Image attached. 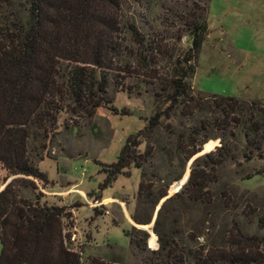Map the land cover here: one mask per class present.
<instances>
[{
    "label": "rangeland",
    "instance_id": "1",
    "mask_svg": "<svg viewBox=\"0 0 264 264\" xmlns=\"http://www.w3.org/2000/svg\"><path fill=\"white\" fill-rule=\"evenodd\" d=\"M119 2L121 60L130 61L128 52L150 54L151 77H108L110 104L62 115L57 135L30 155L47 184L24 185L21 197L62 208L64 244L80 264H229L231 252L253 258L248 264H264V127L256 137L249 131L245 136L237 125L215 124L220 117L209 108L192 116L189 109L168 112L146 130L148 119L168 106L160 98V80L171 77L189 47L188 26L195 21L206 29L185 81L191 96L199 102L203 96L230 97L264 110V0ZM23 3L8 0L4 10L24 16ZM127 22L150 43L147 50L130 42L122 25ZM255 117L263 122L260 113ZM258 140L262 158L252 146ZM127 143L126 164L107 184ZM190 144L200 151L186 160ZM190 172L208 180L198 193L201 201L185 196H198L183 189ZM5 175L0 169V180ZM131 216L148 222L138 225ZM162 243L173 244V252L160 250Z\"/></svg>",
    "mask_w": 264,
    "mask_h": 264
},
{
    "label": "trees",
    "instance_id": "2",
    "mask_svg": "<svg viewBox=\"0 0 264 264\" xmlns=\"http://www.w3.org/2000/svg\"><path fill=\"white\" fill-rule=\"evenodd\" d=\"M119 1L24 0V16H21L16 10L5 11L8 0H0V169L6 173L0 180V264H80L77 255L64 244L62 208L40 203L39 199L33 203L25 201L21 191L27 184L34 187L33 181L46 186V175L37 169L30 155L32 152L37 155L35 149L44 148V143L57 135L62 115L79 116L110 104L106 97L108 77L120 81L138 75L151 77L146 71L150 54L139 56L128 52L130 61L121 60L125 47L117 36ZM122 25L130 42L147 50L150 43L135 24ZM205 29L203 21L188 26L189 47L182 58L176 60L171 77L160 80L163 85L160 98L168 106L148 119L146 130L155 128L168 112L181 113L182 109H189L187 115L192 116L211 108L220 117L214 119L215 124L237 125L245 136L249 131L256 137L264 127L263 108L253 103L247 107L230 97L203 96L199 102L191 96L185 81L192 74L191 61L200 51ZM259 113L262 123L255 120ZM243 118L246 123L242 125L240 119ZM188 137L191 140V134ZM260 144L259 140L252 142L257 156L262 158ZM189 147L186 160L200 151V147L192 144ZM127 149L128 143L106 178L107 184L124 168L123 154ZM9 176L20 177L6 182ZM207 183L208 180L200 176L193 178L190 172L183 189L190 187L198 196L190 197L186 193V198L201 201L198 193L204 191ZM165 195L162 191L157 199ZM131 219L138 225L148 222L133 216ZM132 231L145 236L134 228ZM133 238L130 234V241ZM242 242L249 246L248 240ZM172 245L162 243L160 250H166L167 254L174 250ZM229 255V264L253 261L245 254L237 256L231 252ZM175 262L173 259L169 263ZM90 264L102 263L94 260Z\"/></svg>",
    "mask_w": 264,
    "mask_h": 264
},
{
    "label": "water",
    "instance_id": "3",
    "mask_svg": "<svg viewBox=\"0 0 264 264\" xmlns=\"http://www.w3.org/2000/svg\"><path fill=\"white\" fill-rule=\"evenodd\" d=\"M187 180V176H186V178L184 179V182ZM183 185V184H182Z\"/></svg>",
    "mask_w": 264,
    "mask_h": 264
}]
</instances>
